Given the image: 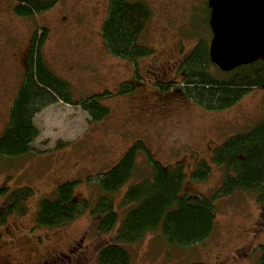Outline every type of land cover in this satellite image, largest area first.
<instances>
[{
  "label": "rangeland",
  "instance_id": "rangeland-1",
  "mask_svg": "<svg viewBox=\"0 0 264 264\" xmlns=\"http://www.w3.org/2000/svg\"><path fill=\"white\" fill-rule=\"evenodd\" d=\"M18 1L0 0V136L27 70L32 35L43 28L48 29L45 60L72 85L74 99L108 92L100 102L111 113L92 122L78 105L53 104L34 118L39 136L33 150L0 163V187L8 189L5 195L20 187L34 191L25 216L16 215L0 224V264L51 260L56 264H97L98 251L115 241L124 214L108 233L99 232L88 213L65 227H37L41 201L65 182H77L75 200L95 199L99 190L91 179L116 166L138 140L165 169L185 166L186 193H209L218 185L220 172L196 184L190 181L191 171L228 138L264 119V87L251 89L233 106L217 111L201 107L180 89L184 77L178 68L181 60L198 41L211 37L208 0H140L153 12L140 42L154 52L136 63L112 55L101 37L108 0H61L30 18L14 13ZM159 82L163 85L157 86ZM169 82L176 83L165 88ZM124 83L132 87L121 92ZM58 143L65 146L59 148ZM143 155L140 152L132 181L117 197L148 175ZM3 203L0 196V210ZM218 207L215 231L204 245L171 246L160 232L152 233L127 246L130 264H256V255L260 258L257 244L264 245V207L247 193L225 197Z\"/></svg>",
  "mask_w": 264,
  "mask_h": 264
},
{
  "label": "trees",
  "instance_id": "trees-1",
  "mask_svg": "<svg viewBox=\"0 0 264 264\" xmlns=\"http://www.w3.org/2000/svg\"><path fill=\"white\" fill-rule=\"evenodd\" d=\"M60 1L19 0L14 6V13L21 18L34 17ZM207 12L209 21V7ZM152 14L150 6L140 0H108L107 14L101 25V37L108 51L133 63L151 56L153 49L140 41ZM211 37L198 41L178 68L184 76L181 79L182 92L201 107L217 111L233 106L251 89L264 87V61L258 60L230 72H222L210 59ZM47 38V28L32 35L27 70L13 100L5 133L0 136V163L19 159L33 150V142L39 136L34 118L53 104L62 101L78 105L87 112L92 122H100L111 113L108 105L100 102L106 94H110L108 92L78 101L74 99L72 85L59 77L45 60ZM176 82H169L164 87L170 88ZM129 85L122 84L120 91L130 89L132 86ZM160 85L163 84L159 82L157 86ZM64 146L58 143L57 147ZM140 152L144 153L148 162V175L131 184L121 198L117 197L132 181ZM216 171L220 172L221 179L209 193H186L188 180L185 166L165 169L154 159L151 149L138 140L127 149L116 166L103 176L91 179L99 190L95 199L85 197L75 200L77 182H65L41 201L36 226L65 227L88 213L97 230L108 233L114 230L124 214L116 227L115 241L98 251L97 264H130L131 255L127 246L152 233L160 232L171 246L187 248L204 245L215 231V214L219 212L218 206L223 198L247 193L264 207V119L250 130L228 138L213 150L208 160L201 159L191 171L190 181L205 183ZM7 191V186L0 187V196L4 197L0 210L1 225L16 215L25 216L30 210L27 203L34 193L29 187H20L5 195ZM259 244L260 258L258 260L256 255V264H264V245Z\"/></svg>",
  "mask_w": 264,
  "mask_h": 264
},
{
  "label": "water",
  "instance_id": "water-1",
  "mask_svg": "<svg viewBox=\"0 0 264 264\" xmlns=\"http://www.w3.org/2000/svg\"><path fill=\"white\" fill-rule=\"evenodd\" d=\"M210 59L222 72L264 61V0H209Z\"/></svg>",
  "mask_w": 264,
  "mask_h": 264
},
{
  "label": "flooded vegetation",
  "instance_id": "flooded-vegetation-1",
  "mask_svg": "<svg viewBox=\"0 0 264 264\" xmlns=\"http://www.w3.org/2000/svg\"><path fill=\"white\" fill-rule=\"evenodd\" d=\"M42 264H56L55 260H51V261H48V262H43Z\"/></svg>",
  "mask_w": 264,
  "mask_h": 264
}]
</instances>
